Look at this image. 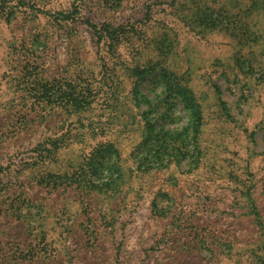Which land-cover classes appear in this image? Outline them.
I'll return each mask as SVG.
<instances>
[{"label": "rangeland", "instance_id": "rangeland-1", "mask_svg": "<svg viewBox=\"0 0 264 264\" xmlns=\"http://www.w3.org/2000/svg\"><path fill=\"white\" fill-rule=\"evenodd\" d=\"M0 264H264V0H0Z\"/></svg>", "mask_w": 264, "mask_h": 264}, {"label": "trees", "instance_id": "trees-1", "mask_svg": "<svg viewBox=\"0 0 264 264\" xmlns=\"http://www.w3.org/2000/svg\"><path fill=\"white\" fill-rule=\"evenodd\" d=\"M196 109L195 105L191 106V110L194 111ZM196 120V119H195Z\"/></svg>", "mask_w": 264, "mask_h": 264}]
</instances>
